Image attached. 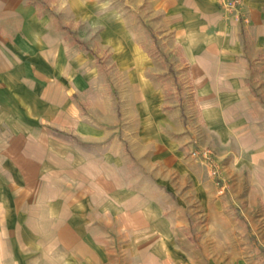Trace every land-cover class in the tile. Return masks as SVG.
<instances>
[{"label":"crops","instance_id":"0c3cea01","mask_svg":"<svg viewBox=\"0 0 264 264\" xmlns=\"http://www.w3.org/2000/svg\"><path fill=\"white\" fill-rule=\"evenodd\" d=\"M77 1L104 71L35 0H0V264L178 258L189 204L173 195L207 194L194 147L250 182L247 209L264 190V0H148L191 110L110 2Z\"/></svg>","mask_w":264,"mask_h":264},{"label":"rangeland","instance_id":"374dc122","mask_svg":"<svg viewBox=\"0 0 264 264\" xmlns=\"http://www.w3.org/2000/svg\"><path fill=\"white\" fill-rule=\"evenodd\" d=\"M36 3L49 13L57 27L73 38V43L88 51L95 63L103 71L111 61V52L107 46H102V39L89 36L83 39L84 17L79 12L81 1L77 0H35ZM102 6L115 8L128 27L137 36V41L148 48L163 63V77L169 86V92L178 95L184 109L195 108L196 102L191 95L193 86L188 80V71L180 67L173 59L172 53L161 44L157 34L152 5L148 0H101ZM85 28V27H84ZM88 34H93L88 30ZM177 54V53H176ZM188 114V113H187ZM185 114V116H187ZM213 151L214 160L219 165L220 173H211L207 157L203 151ZM197 150L199 154L194 155ZM190 153L201 158L208 168L204 188L207 192L201 197L178 198L189 204L185 214L186 226L178 258L165 260H149L148 264H264V190L260 188L255 203L251 209L246 208L245 193L250 182H243L241 190L238 182L235 186L226 177L225 167L219 159L215 148L210 145L194 147ZM247 169V168H246ZM213 183H208V179ZM240 190V192H236ZM181 193V192H180ZM179 195V194H178ZM135 264V262H132Z\"/></svg>","mask_w":264,"mask_h":264},{"label":"built area","instance_id":"2783aa9c","mask_svg":"<svg viewBox=\"0 0 264 264\" xmlns=\"http://www.w3.org/2000/svg\"><path fill=\"white\" fill-rule=\"evenodd\" d=\"M193 154H199L197 150L193 151ZM203 156H205V158L207 157L209 164H210V168H211V173L216 175V173H220L219 171V165L216 162V160H214V155H213V151L210 149L204 150L203 151Z\"/></svg>","mask_w":264,"mask_h":264}]
</instances>
